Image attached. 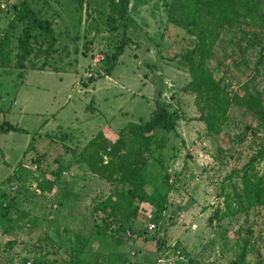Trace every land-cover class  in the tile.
I'll list each match as a JSON object with an SVG mask.
<instances>
[{
    "label": "rangeland",
    "instance_id": "obj_1",
    "mask_svg": "<svg viewBox=\"0 0 264 264\" xmlns=\"http://www.w3.org/2000/svg\"><path fill=\"white\" fill-rule=\"evenodd\" d=\"M169 1L129 0L133 22L127 33L133 42L108 75L102 57L115 35L109 37L101 22L105 0L33 4L51 21L57 44L49 68H28L21 78L16 70L0 68V121L25 130L0 133V201L11 197L6 216L16 219L6 235V221L0 218V264H67L68 251L78 246L75 234L84 245L74 264H264V207L221 216L238 207L236 194L244 179H264V156L244 170L245 178L238 171L228 175L255 153L264 130L245 129L255 125L254 118L230 105L220 129L206 131L198 118L201 103L193 92L180 90L189 73L176 55L192 46L193 37L166 20ZM16 2L0 0V32ZM259 29L257 35L221 31L205 67L228 91L230 84L234 91L259 90L264 103V31ZM17 31H12V46ZM155 101L178 115L164 148L152 149L149 158L151 169L165 171L172 185L166 208L153 227L152 208L145 203L124 225L113 224L93 207L124 186L89 174L72 162L70 149L99 130L115 132L127 121L148 119ZM59 128L69 135L65 145ZM42 177L55 179L51 191L36 188V178Z\"/></svg>",
    "mask_w": 264,
    "mask_h": 264
},
{
    "label": "trees",
    "instance_id": "obj_2",
    "mask_svg": "<svg viewBox=\"0 0 264 264\" xmlns=\"http://www.w3.org/2000/svg\"><path fill=\"white\" fill-rule=\"evenodd\" d=\"M76 1L81 5L82 0ZM105 1L106 11L101 22L111 32L109 37L115 35L110 41L109 50L102 57L105 62L103 74L108 75L124 48L133 42L127 33L133 20L128 15L129 0ZM35 3L36 0H17L13 3L12 15L6 28L0 32V68L5 73L11 69L16 70L15 75L18 78H21L28 68H49L50 64L47 60L56 50L57 36L52 23L42 15L40 7L33 6ZM260 5V0H170L166 5V20L183 28L193 37L192 46L176 55L185 63L189 73L188 81L180 90L193 92L197 101L201 103L202 109L198 118L204 122L208 133H215L220 129L230 105L243 109L254 118L255 125H246L245 129L251 132L258 128L264 130L262 93L259 90H250L246 86L234 91L231 89L232 84L229 86L231 91H228L225 85L215 79L205 67L206 60L212 55L214 43L224 29L234 28L252 35L258 34L257 28H260L259 31H264L262 28L264 13L260 11ZM17 27L15 44L12 46V31ZM38 58H41L40 62L34 63L33 60ZM156 101L148 119L142 122L127 121L115 132L109 128L108 132L104 129L99 130L78 149H70L72 162L82 165L89 174L104 182L124 186L107 193L93 207L105 213L113 224L124 225L138 214L139 204L145 203L152 208L149 220L153 223L151 224L153 227L166 208L167 194L172 185L168 183V174L165 171L151 169L149 158L152 149L160 151L164 148L166 134L174 130L178 115L175 111L168 110L167 104ZM9 131L25 130L2 119L0 133ZM61 132L59 139L64 144L69 135ZM34 139V137L30 138L24 153L32 146ZM263 156L264 140L245 165L239 169H232L228 175L238 171L237 173L241 172L245 178L244 170L257 158L261 160ZM68 164L66 163V166ZM54 183L55 179L42 177L36 178L35 184L41 191H51L55 187ZM10 198L6 194L0 201V218L3 216L6 221L2 231L6 235L12 231L16 223L15 217L6 216L10 208ZM235 203L238 207L232 211H225L221 216L253 206L264 207V179L258 178L254 181L244 179L240 192L236 194ZM75 238L78 240V246L77 249L68 251L67 264H74L78 252L82 251L84 245L79 235L75 234ZM242 242L237 253V258L240 260L245 255L247 243L246 240ZM37 263L38 261L31 260V264Z\"/></svg>",
    "mask_w": 264,
    "mask_h": 264
},
{
    "label": "built area",
    "instance_id": "obj_3",
    "mask_svg": "<svg viewBox=\"0 0 264 264\" xmlns=\"http://www.w3.org/2000/svg\"><path fill=\"white\" fill-rule=\"evenodd\" d=\"M150 227H152V225H151V224H150ZM25 263H26V264H29V261H26Z\"/></svg>",
    "mask_w": 264,
    "mask_h": 264
},
{
    "label": "crops",
    "instance_id": "obj_4",
    "mask_svg": "<svg viewBox=\"0 0 264 264\" xmlns=\"http://www.w3.org/2000/svg\"><path fill=\"white\" fill-rule=\"evenodd\" d=\"M59 129H60V128H59ZM60 130H61V129H60ZM61 131L66 132V131H64V130H61ZM85 141H86V140H85ZM85 141H84V142H85ZM82 144H83V143H82Z\"/></svg>",
    "mask_w": 264,
    "mask_h": 264
}]
</instances>
